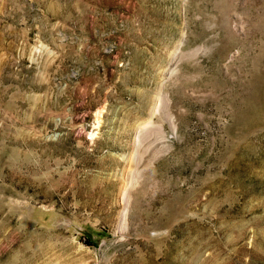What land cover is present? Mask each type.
I'll return each mask as SVG.
<instances>
[{
	"label": "rangeland",
	"instance_id": "1",
	"mask_svg": "<svg viewBox=\"0 0 264 264\" xmlns=\"http://www.w3.org/2000/svg\"><path fill=\"white\" fill-rule=\"evenodd\" d=\"M0 264H264V0H0Z\"/></svg>",
	"mask_w": 264,
	"mask_h": 264
}]
</instances>
